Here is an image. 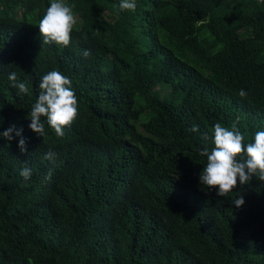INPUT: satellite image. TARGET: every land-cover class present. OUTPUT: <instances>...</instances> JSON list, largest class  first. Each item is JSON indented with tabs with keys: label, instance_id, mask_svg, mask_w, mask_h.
<instances>
[{
	"label": "trees",
	"instance_id": "trees-1",
	"mask_svg": "<svg viewBox=\"0 0 264 264\" xmlns=\"http://www.w3.org/2000/svg\"><path fill=\"white\" fill-rule=\"evenodd\" d=\"M51 2L0 0V133L27 146L0 136V264H264V181L224 197L199 181L216 123L245 144L264 131V3L65 0V47L42 44ZM53 70L78 115L63 137L42 117L40 137L29 113Z\"/></svg>",
	"mask_w": 264,
	"mask_h": 264
},
{
	"label": "clouds",
	"instance_id": "clouds-1",
	"mask_svg": "<svg viewBox=\"0 0 264 264\" xmlns=\"http://www.w3.org/2000/svg\"><path fill=\"white\" fill-rule=\"evenodd\" d=\"M264 3V0H259ZM73 7L65 3V0H52L45 15L39 22V32L42 36V44L55 43L67 47L70 43L71 33L76 23ZM121 11H135V0H121L118 5ZM90 53L83 52L87 57ZM9 81L16 82V72H11ZM20 93L27 94L29 89L26 82L14 83ZM41 89L38 98L29 113V129L40 137L44 136L45 124L41 118H47L48 126L55 131L58 137H63V129L70 126L78 115L77 97L72 90L71 80L61 72L53 70L44 75L39 83ZM247 93L240 90L239 96L245 97ZM2 123V118H0ZM190 131L196 132L198 128L193 126ZM4 139L11 141L19 137L18 148L21 154L26 153V140L22 137V130L15 126L8 127L0 133ZM211 139L214 145L211 150L207 146L199 151V155L207 157V164L203 167L200 175V184L207 189H218L217 196L224 197L233 191L237 186L250 182L253 177L264 181V131L256 132L254 142L245 144L244 136L240 130L233 125L232 129L216 123L213 128V135L202 137L203 141ZM54 153H48L45 159L54 157ZM20 175L28 180L31 176V169L25 166ZM52 171H48L46 180L51 178ZM243 196L235 198L234 205L239 208L244 204Z\"/></svg>",
	"mask_w": 264,
	"mask_h": 264
},
{
	"label": "rangeland",
	"instance_id": "rangeland-1",
	"mask_svg": "<svg viewBox=\"0 0 264 264\" xmlns=\"http://www.w3.org/2000/svg\"><path fill=\"white\" fill-rule=\"evenodd\" d=\"M163 91H164V89H163Z\"/></svg>",
	"mask_w": 264,
	"mask_h": 264
}]
</instances>
